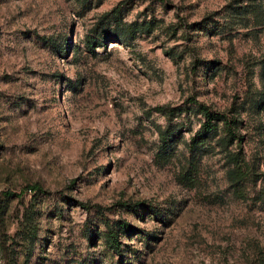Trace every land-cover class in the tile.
I'll list each match as a JSON object with an SVG mask.
<instances>
[{"label":"rangeland","instance_id":"obj_1","mask_svg":"<svg viewBox=\"0 0 264 264\" xmlns=\"http://www.w3.org/2000/svg\"><path fill=\"white\" fill-rule=\"evenodd\" d=\"M262 95L264 0H0V264H264V177L227 157L264 172ZM188 96L239 147L191 156Z\"/></svg>","mask_w":264,"mask_h":264},{"label":"trees","instance_id":"obj_2","mask_svg":"<svg viewBox=\"0 0 264 264\" xmlns=\"http://www.w3.org/2000/svg\"><path fill=\"white\" fill-rule=\"evenodd\" d=\"M111 11L113 17H118L120 14V10L116 7H114ZM120 34L122 33H119V35ZM101 37H105V32L103 34L101 32H96L95 34L90 35L86 38L87 46L90 47L93 42L101 41ZM187 101L191 104L190 107H192L194 111L198 112L201 116V121L197 129L193 132L188 141V149L191 151V156H193L194 152L198 149L206 150L208 147L207 143L209 144V140L213 138H215L216 142L222 146H226L234 140L238 145L241 136L236 132L235 128L240 123V119L235 117L234 114H228L227 111L212 110L205 103L197 100L193 96H188ZM260 102H264V95L255 99L256 104ZM154 109L164 114L167 117V120L170 116L175 114V112L182 110L179 106L171 107L167 105H155ZM172 131L173 128L170 121H168L166 126L163 128L157 127V135L159 139L158 148L161 150V156H163L168 148L169 136ZM227 157L233 163V167L229 171V176L232 183L236 185V189H238L237 184L246 176L253 181L260 178V176L264 177V172H254L250 169V167H246V163H244L241 159L238 152H227ZM24 190L44 192V188L36 182L24 184L18 195H20ZM257 193H259L260 200L264 199L263 192L259 190ZM9 194H12V192L6 191V195ZM81 204L83 205L84 203ZM104 222L107 227L104 232V241L106 245L112 250L120 252L121 247L117 238V229H115L111 223L107 222L106 219ZM115 223L118 228H122L123 230L128 227V224L124 220H116Z\"/></svg>","mask_w":264,"mask_h":264}]
</instances>
